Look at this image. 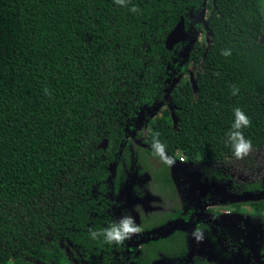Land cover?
<instances>
[{
    "label": "trees",
    "instance_id": "1",
    "mask_svg": "<svg viewBox=\"0 0 264 264\" xmlns=\"http://www.w3.org/2000/svg\"><path fill=\"white\" fill-rule=\"evenodd\" d=\"M206 4L207 43L197 49L191 32L202 28ZM180 17L183 38L168 50L164 38ZM262 26L260 0H0V264H71L61 242L84 264H154L133 258L125 243L112 258L105 237L91 236L104 220L120 222L103 194L128 137H142L153 154L155 139L168 157L180 152L210 189L222 186L225 203L263 192L264 177L235 181L225 166L199 161L206 151L233 150L237 108L251 121L244 137L264 146ZM185 57L197 70L170 93L178 97L175 128L166 109L150 122ZM102 138L104 149L96 147ZM208 202V193L197 197L186 218L167 216L132 239L143 245L171 227L213 225L219 213L200 209ZM257 217L264 264V213ZM185 264L214 263L197 255Z\"/></svg>",
    "mask_w": 264,
    "mask_h": 264
},
{
    "label": "rangeland",
    "instance_id": "2",
    "mask_svg": "<svg viewBox=\"0 0 264 264\" xmlns=\"http://www.w3.org/2000/svg\"><path fill=\"white\" fill-rule=\"evenodd\" d=\"M261 1L264 37V0ZM209 4L198 14L202 28L191 32L193 46L204 48L207 43V31L204 25ZM186 48V47H185ZM184 48V49H185ZM185 70L174 78L165 90L168 100L156 106L150 113V122L155 116L161 115L163 109L169 112V118L175 128V116L172 112L171 98L173 88H177L184 80L193 82L197 65L185 57L182 60ZM132 124L139 127V117ZM144 133V130H141ZM142 138V137H141ZM141 138L135 144L130 138L118 157L114 172L108 180L103 201L109 214L120 221L124 216H131L134 223L143 231L159 230L167 216L176 222L187 217L190 206H194L197 197L208 193L209 204L200 205V209L210 208L219 216H210L213 225L201 222L193 226L175 229L171 227L166 235L153 238L147 244H138L132 238L124 243L130 247L132 257L139 255L154 264H185L194 256H201L214 264H263L256 252V241L263 235L261 222L257 215L264 213V191L243 193L239 196H227L224 202L222 186L213 185L212 189L204 183L203 176L195 165L183 161L182 154L175 152L174 164L169 166L161 158L146 150L145 140ZM148 149V147H147ZM200 165L220 164L227 168L235 181H255L264 177V146L254 147L251 152L237 159L234 150L228 152L206 151L200 156ZM104 229L111 226L110 221L101 222ZM167 227H170L167 225ZM140 231V232H141ZM202 233L197 240L196 233ZM135 236V235H133ZM132 236V237H133ZM116 243L109 244L108 256H114L112 248ZM62 247L64 256L71 264H84L76 259L65 242ZM33 264H43L27 258Z\"/></svg>",
    "mask_w": 264,
    "mask_h": 264
},
{
    "label": "clouds",
    "instance_id": "3",
    "mask_svg": "<svg viewBox=\"0 0 264 264\" xmlns=\"http://www.w3.org/2000/svg\"><path fill=\"white\" fill-rule=\"evenodd\" d=\"M116 3L123 5L125 0H116ZM131 11L136 12L138 9L133 7ZM224 55H230L229 52H224ZM233 94H236L235 92ZM251 121L239 108L235 110V122L233 124L234 131L229 133L230 142L232 143L234 155L237 159H242L247 156L252 150V142L244 137L243 133L240 131L243 127H248ZM152 147L154 153L158 155L162 162L171 166L174 164V160L168 157L165 152V145H163L159 139H155ZM141 229L134 223L131 216H124L121 218L118 224H113L109 228L104 229L102 232H92L91 236L93 239L97 238L98 235H103L105 237V242L112 244H123L125 240H129L133 235L139 234ZM197 240H201L202 233L197 231Z\"/></svg>",
    "mask_w": 264,
    "mask_h": 264
},
{
    "label": "water",
    "instance_id": "4",
    "mask_svg": "<svg viewBox=\"0 0 264 264\" xmlns=\"http://www.w3.org/2000/svg\"><path fill=\"white\" fill-rule=\"evenodd\" d=\"M184 34V22L183 18H179L170 31L166 34L164 38V47L170 50L174 44L179 43ZM107 141L105 138H102L97 144V148L104 149L106 147Z\"/></svg>",
    "mask_w": 264,
    "mask_h": 264
},
{
    "label": "built area",
    "instance_id": "5",
    "mask_svg": "<svg viewBox=\"0 0 264 264\" xmlns=\"http://www.w3.org/2000/svg\"><path fill=\"white\" fill-rule=\"evenodd\" d=\"M180 159H182V158L180 157Z\"/></svg>",
    "mask_w": 264,
    "mask_h": 264
},
{
    "label": "flooded vegetation",
    "instance_id": "6",
    "mask_svg": "<svg viewBox=\"0 0 264 264\" xmlns=\"http://www.w3.org/2000/svg\"><path fill=\"white\" fill-rule=\"evenodd\" d=\"M128 138H129V137H128ZM128 138H127V139H128Z\"/></svg>",
    "mask_w": 264,
    "mask_h": 264
}]
</instances>
